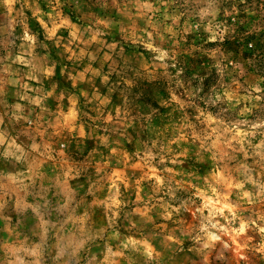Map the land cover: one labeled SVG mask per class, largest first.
Listing matches in <instances>:
<instances>
[{
    "label": "rangeland",
    "instance_id": "374dc122",
    "mask_svg": "<svg viewBox=\"0 0 264 264\" xmlns=\"http://www.w3.org/2000/svg\"><path fill=\"white\" fill-rule=\"evenodd\" d=\"M14 5L0 264H264V0Z\"/></svg>",
    "mask_w": 264,
    "mask_h": 264
},
{
    "label": "crops",
    "instance_id": "0c3cea01",
    "mask_svg": "<svg viewBox=\"0 0 264 264\" xmlns=\"http://www.w3.org/2000/svg\"><path fill=\"white\" fill-rule=\"evenodd\" d=\"M14 4L15 0H0V94L4 89L12 95L17 105L21 106L20 99L38 101L39 95L29 91L33 88L30 87V80L42 75L40 83L36 86V91H40L43 88V76L49 68L44 60L45 56L35 50L31 38L13 36L16 11ZM12 44L15 46L11 47ZM26 76L29 77L28 80Z\"/></svg>",
    "mask_w": 264,
    "mask_h": 264
},
{
    "label": "trees",
    "instance_id": "16d2710c",
    "mask_svg": "<svg viewBox=\"0 0 264 264\" xmlns=\"http://www.w3.org/2000/svg\"><path fill=\"white\" fill-rule=\"evenodd\" d=\"M259 56L264 57V54H263V53H261V54H256V57H255V58H257V57H259ZM263 60H264V59L259 60L258 63H257V65H259V66L262 67V62H263ZM261 71L263 72L262 69H261Z\"/></svg>",
    "mask_w": 264,
    "mask_h": 264
}]
</instances>
